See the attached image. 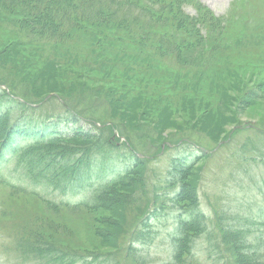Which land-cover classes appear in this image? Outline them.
I'll list each match as a JSON object with an SVG mask.
<instances>
[{"label":"rangeland","instance_id":"374dc122","mask_svg":"<svg viewBox=\"0 0 264 264\" xmlns=\"http://www.w3.org/2000/svg\"><path fill=\"white\" fill-rule=\"evenodd\" d=\"M196 2L208 8L224 26L217 40L219 45L223 40L222 48L207 63L193 67L180 66L173 60H154L151 52L113 28L86 24L63 42L39 39L23 24L32 14L29 9L20 7V3L17 7L0 4V84H9L15 95L25 97L34 106L48 95L51 106L38 114L62 117L66 110L57 97L65 101L68 98L60 95L77 98L91 87L107 93L113 87L131 86L134 90L127 92L125 103L116 105L115 117L150 123L160 142L175 134L168 138L178 141L181 136H189L202 149H211L210 156L199 151L197 163L199 209L209 218L206 224L217 216L240 230L236 221L250 219L260 222L258 233L264 234V0ZM184 12L197 15V9L189 4ZM209 46L204 44L183 54L193 62L198 57L195 51ZM257 87L263 90L258 100L248 93ZM80 89L83 92L79 93ZM85 96L88 100L81 99L84 104L95 103L88 113L109 115L99 109L94 96ZM139 96L142 99H137ZM240 120L246 121V129L253 121L258 128L228 141V131ZM81 126L62 122L60 131L72 135ZM146 128L148 125L143 124L141 131ZM87 129L83 132L91 131ZM151 137L143 153L148 156L143 165L147 169L137 177L139 188L145 182L151 199L148 210L136 203L119 202L111 203L107 210L89 211L84 204L92 201L93 188L62 193L32 183L13 171L12 164H5L0 171L6 177L3 181L13 186L8 187L0 179V264H47L28 242L35 235L25 238L26 231L34 229L46 242L75 249L68 253L84 254L89 260L86 264L171 263V237L181 208L175 203L179 189H168L166 180L173 159L178 154L190 155L193 148L166 147L161 153L160 142L155 135ZM222 141L224 147L219 145ZM114 155L117 162L107 166L111 169L89 183L96 189L107 177L112 179L113 171L131 168L126 150ZM128 193L127 189L117 195L124 198ZM155 195L160 196L157 204ZM204 230L203 238L196 242L195 257L188 264H219L208 249L213 229Z\"/></svg>","mask_w":264,"mask_h":264},{"label":"trees","instance_id":"16d2710c","mask_svg":"<svg viewBox=\"0 0 264 264\" xmlns=\"http://www.w3.org/2000/svg\"><path fill=\"white\" fill-rule=\"evenodd\" d=\"M19 3L20 7L32 12L23 24L39 39L63 42L75 36L76 28L82 29V25L86 24L113 28L139 48L151 52L152 59L173 60L186 67L207 63L222 48L223 40L220 45L217 40L224 23L196 0H0V4L8 7H17ZM187 4L197 9L196 16L184 12ZM204 44H210L209 48L195 51L198 54L196 60L187 61L184 51L194 50ZM0 85L7 86L10 91L0 89V171L5 164H12L13 171L25 175L32 183L43 184L62 193L91 191L90 188H93L92 201L84 204L89 211L107 210L119 202L136 203L149 209L151 199L145 190V182L139 188L137 178L142 175L143 169H147L139 154L145 153L147 140L151 136L155 135L157 142H160L161 137L150 123L113 115L116 105L125 103L124 99L129 95L127 92L134 90L131 86L113 87L107 93L98 91L96 87L86 91L85 95L94 96L99 109H105L108 116L97 112L88 113V109L95 108V103L91 101L89 105L84 104L81 99H88L81 93L83 89L79 90L81 94L77 98L59 94L68 98L65 101L57 97L63 110H66L62 117L38 114L43 108L51 106V101H46L48 95L34 106L35 103L25 97L15 95L9 84L4 82ZM248 93L249 97L257 100L263 96V90L259 87L249 89ZM139 97L137 99H142ZM62 122L82 123L83 126L74 134L65 135L60 131ZM143 124L148 125V128L141 131ZM85 128L91 131L84 133ZM115 132L124 137L126 142L121 143ZM178 134L181 136V132ZM172 135L175 134L168 135L159 144L169 142L168 137ZM125 150L130 155L131 168L113 171L112 179L107 177L98 189L89 184L111 169L107 167L109 163L117 162L115 152ZM196 151L190 155L178 154L172 161V172L166 180L168 189H179L175 203L181 208L176 232L171 237L174 248L171 264H188L195 256L196 242L205 233V216L200 213L196 188L200 177L197 170L200 157ZM97 160L98 163L94 165ZM0 179L8 187L13 186L3 181L6 177L1 172ZM127 189L130 193L125 194L124 198L117 195ZM159 198V195H155V204ZM218 222L221 245L230 248L224 264H264V236L257 235V223L254 220L248 219L243 223L242 220L236 221L240 230L222 224V220ZM36 230L26 231L25 238L35 235L28 242L47 264H86L89 261L84 254L66 252L75 249H64L46 242L43 236L36 235L39 233ZM244 234L248 236L244 237Z\"/></svg>","mask_w":264,"mask_h":264}]
</instances>
